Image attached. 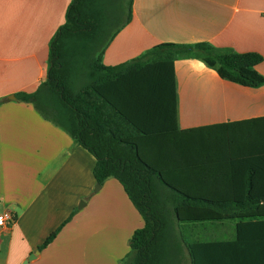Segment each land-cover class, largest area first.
<instances>
[{
	"label": "crops",
	"instance_id": "obj_1",
	"mask_svg": "<svg viewBox=\"0 0 264 264\" xmlns=\"http://www.w3.org/2000/svg\"><path fill=\"white\" fill-rule=\"evenodd\" d=\"M71 2L0 0V215L15 218L0 228V264H23L33 253L28 264H125L133 235L145 226L121 183L110 177L99 187L95 157L17 97L46 81L50 42ZM200 43L264 56V0H133L132 20L102 63L116 66L161 44ZM175 68L180 129L264 117V86L224 80L197 59L177 60ZM257 70L264 76V62ZM218 171L216 202L239 204L232 196L247 187L238 178L244 171ZM239 221L195 223L179 232L202 242L238 241L227 255L264 264V224L238 233Z\"/></svg>",
	"mask_w": 264,
	"mask_h": 264
},
{
	"label": "trees",
	"instance_id": "obj_2",
	"mask_svg": "<svg viewBox=\"0 0 264 264\" xmlns=\"http://www.w3.org/2000/svg\"><path fill=\"white\" fill-rule=\"evenodd\" d=\"M132 16L133 0H72L50 42L46 81L17 97L95 157L100 185L113 177L123 186L145 221L125 264H253L225 253L238 241L202 242L179 229L239 219L241 233L245 225L264 224L257 221L264 219V117L180 129L175 63L197 59L224 80L260 88L264 56L208 43L161 44L105 66L104 52ZM227 166L243 170L238 178L247 185L232 196L240 202L235 206L214 197L218 169Z\"/></svg>",
	"mask_w": 264,
	"mask_h": 264
},
{
	"label": "built area",
	"instance_id": "obj_3",
	"mask_svg": "<svg viewBox=\"0 0 264 264\" xmlns=\"http://www.w3.org/2000/svg\"><path fill=\"white\" fill-rule=\"evenodd\" d=\"M15 223V218L10 212L0 215V228H6Z\"/></svg>",
	"mask_w": 264,
	"mask_h": 264
},
{
	"label": "water",
	"instance_id": "obj_4",
	"mask_svg": "<svg viewBox=\"0 0 264 264\" xmlns=\"http://www.w3.org/2000/svg\"><path fill=\"white\" fill-rule=\"evenodd\" d=\"M99 187H100V184H99ZM36 256H37L36 253L31 254L30 257L23 264H28L30 261L34 260Z\"/></svg>",
	"mask_w": 264,
	"mask_h": 264
}]
</instances>
